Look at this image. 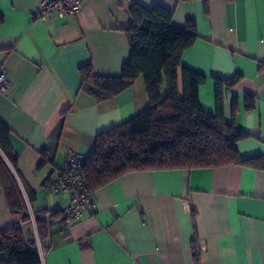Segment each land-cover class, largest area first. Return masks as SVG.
<instances>
[{"label":"crops","instance_id":"obj_1","mask_svg":"<svg viewBox=\"0 0 264 264\" xmlns=\"http://www.w3.org/2000/svg\"><path fill=\"white\" fill-rule=\"evenodd\" d=\"M133 2L170 9L178 26L195 19L198 38L181 54V65L205 76L199 103L208 114L215 112L213 78L238 76L234 122L247 136L236 148L261 166L119 174L95 189L92 212L68 224L53 219L40 242L41 264H264V0H81L77 12L45 19L36 16L40 0H0V73L9 83L0 91V121L11 132L17 171L4 160L30 218L68 203V191L46 186L68 151L87 157L97 135L148 105L140 77L107 99L80 89L85 66L102 76L120 74L129 57ZM230 102L227 94L226 122ZM19 217L8 207L0 166V232Z\"/></svg>","mask_w":264,"mask_h":264},{"label":"trees","instance_id":"obj_2","mask_svg":"<svg viewBox=\"0 0 264 264\" xmlns=\"http://www.w3.org/2000/svg\"><path fill=\"white\" fill-rule=\"evenodd\" d=\"M131 23L126 30L129 57L118 76H102L91 65L81 68L80 89L98 99H107L131 86L139 77L147 93V107L130 120L97 135L82 171L89 191L127 171L148 168H194L227 163L260 167L255 158L242 159L236 142L247 133L236 127L237 98L233 90L238 81L213 78L215 112L208 114L199 103V87L205 76L181 65V54L198 38L195 19L184 25L172 22L173 12L159 4L145 7L133 2ZM2 16L0 13V21ZM231 94V120L225 121L224 102ZM246 106L254 98L246 97ZM4 157L16 170L18 155L11 144V132L0 121V166L8 207L18 220L0 232V264H41L30 214L19 185ZM17 171V170H16ZM35 196L28 191L29 199ZM49 213V218L45 214ZM38 238L43 243L53 219L60 210L42 209L33 214ZM61 222V221H59ZM193 258L198 251L192 243Z\"/></svg>","mask_w":264,"mask_h":264},{"label":"built area","instance_id":"obj_3","mask_svg":"<svg viewBox=\"0 0 264 264\" xmlns=\"http://www.w3.org/2000/svg\"><path fill=\"white\" fill-rule=\"evenodd\" d=\"M81 5V0H40L36 16L45 19L53 15L63 16L66 13L77 12ZM9 83L5 76L0 73V91L7 89ZM86 157L74 151H68L65 160L60 168L46 179V186L52 192H69L68 203L61 208L59 221L68 224L80 220L86 212H92L96 205L94 202V192L88 190L83 174L82 165ZM49 213L45 214L49 218ZM33 228L36 248L38 254H42V245L39 241L34 217L30 218ZM18 225L23 227V222L19 219Z\"/></svg>","mask_w":264,"mask_h":264},{"label":"rangeland","instance_id":"obj_4","mask_svg":"<svg viewBox=\"0 0 264 264\" xmlns=\"http://www.w3.org/2000/svg\"><path fill=\"white\" fill-rule=\"evenodd\" d=\"M141 78V77H140Z\"/></svg>","mask_w":264,"mask_h":264}]
</instances>
